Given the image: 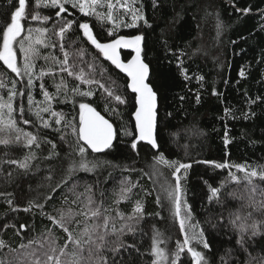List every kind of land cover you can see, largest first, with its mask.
I'll use <instances>...</instances> for the list:
<instances>
[{
  "label": "trees",
  "instance_id": "16d2710c",
  "mask_svg": "<svg viewBox=\"0 0 264 264\" xmlns=\"http://www.w3.org/2000/svg\"><path fill=\"white\" fill-rule=\"evenodd\" d=\"M14 5L18 6V0L12 3L0 0V27L5 23L4 14H10ZM66 7L68 12L61 16L89 23L101 43L115 38L108 36L111 23L105 22L102 28L95 17H86L70 5ZM135 7L142 11L147 24L140 20L135 27L119 28L116 35L142 34L145 37L142 57L150 68L148 82L158 93L157 150L142 141L138 142L137 149L131 148L133 137L123 134L124 130H135V94L127 88L128 77L83 37L78 24L66 33L63 41L52 32L48 34L57 43L55 47H40L31 88L27 86L26 75L17 76L0 61V80L5 85L0 87V97L7 99L8 90L15 81L17 95L12 100L13 116L20 128L38 136L39 144V147L36 144L24 147L15 142L14 134L0 132V138L12 141L7 145L0 144V193L5 194L0 195V240L6 244L0 248V261L15 260L16 254L11 249H18L21 243L27 244L30 239H41L48 229L57 238V244L62 246L67 233L52 224L48 216L58 217L59 209L80 211L87 203L89 193L85 189L88 186H91L93 207L100 205L102 214L110 217L107 246L100 253L107 264H151L154 232L161 234V239L167 243L160 246L171 253L176 241L183 240V234L160 188L165 178L174 184L171 176L174 169L160 165L163 175H152L153 157L161 152L168 160L191 164L186 172L182 170L179 174L182 199L191 209L187 224L197 225L196 231L203 230L210 244L209 249L197 246L209 264H237L238 261L243 264L245 259L264 257V227L261 234L251 239L247 238L250 232L246 234L244 247L247 252H244L236 244L240 221L233 224L237 214L245 216L252 211L250 204L264 199V181L254 178L256 191L253 192L252 186L243 181L244 174L235 167H215L216 163L224 162L246 165L249 171L264 166V0H155V5L153 0H137ZM34 8L35 0H26L29 15L22 21L25 29L22 35L26 34L28 27L53 29L55 25L58 30L60 18L55 17L54 11L36 9L50 15V20L32 21L30 16ZM246 8L249 9L247 13L243 11ZM130 20V16H126V21L130 23ZM60 43L71 53L72 76L61 72L59 64L53 62L52 58L63 60ZM80 49L84 50L83 56L78 54ZM15 51L18 66L22 67L23 57L18 45ZM131 54L130 49L120 50L122 60H127ZM180 61L188 79L181 75ZM89 64L93 68H89ZM41 69L52 71L38 78ZM81 71L88 79L99 80L112 88L127 103L120 104L108 97L97 84H85L77 79L76 74ZM242 71L243 76L240 75ZM61 80L65 81L67 89L62 87L59 95H55V85ZM41 84L54 94L51 110L62 112L77 126V132L81 103L90 104L114 124L117 136L113 147L102 153L87 149L86 154L89 161L110 163L100 164L93 171L73 169L69 172L70 165L80 161L75 148L77 138L71 128L63 127V121L58 125L50 112L41 111L47 106L43 103ZM77 86L80 92L92 90L93 95L72 92ZM29 92L32 105L28 102ZM106 104L109 111L105 110ZM112 109L120 114L119 117L111 114ZM225 109L229 111L226 113ZM37 111H40V118L35 114ZM23 119L30 123L24 124ZM42 120H47L49 127H44ZM29 153L34 154V158L28 161L27 169L8 162L22 160ZM230 172L240 177V182L231 181ZM129 182L135 187L128 199L121 200L120 189ZM209 186L220 188L211 199ZM8 200L12 205L7 203ZM137 201L142 203V215L129 221L127 218L132 215ZM29 202L32 206L25 211ZM37 204L44 205L43 209L36 207ZM118 212L122 215L118 216ZM262 219L264 214L253 212L246 222L250 224L252 220ZM77 220L79 224L75 222ZM85 220L83 215L74 216L67 226L78 234ZM102 222V216L97 220L87 218L89 224ZM20 225L26 227L22 229ZM129 225L132 231L128 230ZM113 227L116 232H112ZM120 243L123 246L116 248ZM92 259L95 262L97 257ZM189 260L186 253L181 254L183 264H189Z\"/></svg>",
  "mask_w": 264,
  "mask_h": 264
},
{
  "label": "snow or ice",
  "instance_id": "6c2138e0",
  "mask_svg": "<svg viewBox=\"0 0 264 264\" xmlns=\"http://www.w3.org/2000/svg\"><path fill=\"white\" fill-rule=\"evenodd\" d=\"M13 0H10L12 3ZM137 0H35V8L32 11L30 19L32 21H49L50 15L42 14V11H37L36 9H47L54 11V15L60 18L57 26L54 25L53 29L47 27H28L26 34L22 35L25 31L22 21L29 15L26 12V0H18V6L14 5L13 10L10 14H4L5 23L0 27V34H2V43H0V61L3 65L10 69L11 72L15 73L17 76L26 75L27 86L31 88L33 83V75L35 68V60L40 56V47H55L57 42H53L51 37L48 35L52 32L56 37H59V41L65 39L66 33L78 24V29L82 30L83 37L93 45L98 52L110 61L116 68L120 69L122 72L127 74L128 83L127 88L131 89L132 93L135 94L134 107L135 111L133 113L135 117V130L128 131L124 130V135L133 137L131 148L133 150L137 149L139 141H147L152 148L158 149L159 145L157 139L154 135L155 128L157 126V100L158 93L154 90L153 86L148 82L150 75L149 64L145 62L142 57L143 52V41L145 37L142 34L125 36L116 35L117 31L121 27H135L136 23L140 20H144L143 13L139 8L135 7ZM155 5V0H153ZM67 5H70L72 9L78 10L80 13L84 14L86 17H95L96 21L103 28L105 22L111 23L112 27L108 29V36H115L114 39H110L109 42L101 43L97 37L93 34V29L87 22H78L74 19H66L61 16L62 13H67ZM58 9V10H57ZM106 9V10H105ZM123 9V13H121ZM237 11H240L237 9ZM245 13L249 9H243ZM125 16H130L131 23L125 20ZM220 24H217V29L219 30ZM219 34V31H218ZM75 43V41H73ZM18 45L19 51L23 57L22 67L18 66L17 63V52L15 47ZM60 49L63 52V60L53 59V62L59 64L61 72H68L69 76L74 75L73 71L70 70L72 67L69 65V56L71 53L65 50L63 43H60ZM121 49H131L135 54L131 56V59L127 62H123L120 58ZM80 56L84 55V50L80 49ZM47 60L48 57H45ZM182 61L179 62L181 75L185 79H188L186 75V69L182 67ZM89 68H93V65L89 64ZM52 71L48 69L45 71L41 69L38 78H43L47 72ZM241 76L244 75L243 71L240 73ZM76 78L80 79L85 84H97L100 88L104 89L108 97L114 98V100L120 104L127 103V101L121 96L116 95L112 88L100 83L99 80L88 79L87 76L81 71L76 74ZM198 80H202L203 77H197ZM4 82L0 80V87H4ZM57 88V93L59 95L60 89L63 87L67 89L65 81L61 80L59 84L55 85ZM42 94L44 96L43 103L46 107H43L41 111L50 112L52 117H55V123L61 124L63 121L64 128H71L72 133L76 135L75 148L80 156V161L70 165L69 172L71 173L73 169H80L85 171H93L100 164L110 163L107 161L93 160L89 161L86 158L87 149H91L93 153H100L106 149L113 147V141L117 136V130L114 128V124L104 116L100 115L90 104L81 103L79 105V126L77 132V126L71 121L67 120L64 114L57 113L51 110V101L53 100L54 94H50L41 84ZM72 92L82 95L91 96L93 91L89 90L86 92H80L79 86L74 87ZM17 95L15 90V81L12 82V88L8 90L7 99L0 97V132L14 134L15 142L17 144H23L24 147H30L36 144L39 147L38 136L31 132H27L17 125V121L13 116V104L12 100ZM199 99V97H197ZM29 105H32L33 98L31 92L28 93ZM105 110L109 111L108 105H105ZM226 113L229 111L225 109ZM36 116L40 118V111H37ZM111 114L119 117V113L115 110H111ZM44 127H49L47 120L41 121ZM24 124H29L28 119H23ZM83 141L84 144H80ZM12 142L10 139L0 138V144H9ZM225 143L228 140L225 139ZM55 148V145H53ZM34 158V154L29 153L24 156L22 160H10L11 164L17 165L21 169H27L29 167L28 161ZM154 163L152 165L153 173L157 177L163 175L159 170V166L163 165L168 169H174L171 172V176L174 177V184L165 178L160 185L161 191L164 194V198L167 199L171 206L172 214L175 220L179 223V231L183 234V240H177L175 243V249L169 253L166 247H161L160 245L166 244L164 239H161V234L159 232H154L152 243H151V254L154 257L151 260V264H183L181 261V254L186 253L189 257V264H209L206 259L205 254L198 250L197 246H202L203 249H209L210 244L205 238L203 230L196 231L197 225H188L187 222L191 219V209L186 201L182 199L183 189L181 183V173L182 170L185 172L191 167V164L182 163L179 160H168L165 158L164 153H159L153 157ZM210 163V162H205ZM214 163V162H211ZM217 168H228L235 167L239 172H242L243 181L248 185L252 186V191H256V185L253 183L254 178H259L264 181V166H259V168H252L248 170L246 165H229L227 162L216 163ZM229 178L233 182H240L241 178L234 173H229ZM59 187V185H57ZM135 185H131L130 182L128 186H122L119 192V198L121 200H126L129 198V194ZM210 187V192L212 197L216 196L220 192V188ZM223 187V185H221ZM55 191V189H53ZM87 196V203L83 206L80 211H73L71 208L67 211L63 209L57 210L58 217L48 216V219L54 225H58L67 233V239L64 240L63 245L57 244V238L54 237L51 229L46 231V234L42 236L41 239H30L27 244L21 243L18 249H11L13 253L16 254V259L13 261H0V264H107L106 260L102 255H100L101 250L107 246L106 237L109 235L108 226L110 222V217L103 215L100 205H94L92 199L91 186L85 189ZM0 195H5L0 193ZM83 195V194H82ZM51 197H48L50 199ZM118 202V201H117ZM157 202H161V198H157ZM7 203L12 205V201L8 200ZM75 203V201H73ZM32 203L29 202V208L24 209L25 211L30 210ZM38 208L43 209L44 205H35ZM249 207L252 211H249L245 216L239 214L236 215L233 224H238V235L239 238L236 240V244L240 245L244 252H247L245 245L246 234L250 232L248 239L261 234V228L264 227V219L262 220H252L249 224L246 221L251 219L253 212H260L264 214V199L256 203L250 204ZM15 210V209H14ZM182 210L183 214H182ZM104 211H108L105 209ZM143 206L140 201L135 203L132 215L127 219L129 221L138 219L142 215ZM47 215V214H46ZM83 215L86 217L84 227L79 231L78 234L74 230H70L67 226L68 223L72 222L74 216ZM118 216L122 215L117 213ZM102 216V223H87V218L91 217L93 220H97ZM77 224L80 223L79 220L75 221ZM7 227V225H5ZM26 227L25 225H20V228ZM129 231L133 229L129 225ZM112 232H116L113 227ZM19 234V233H18ZM38 246V247H34ZM69 245H71V251H69ZM6 244L3 240H0V248L5 247ZM93 246H95V251H93ZM123 244H117L116 248L122 247ZM113 249V251L116 250ZM87 253V256H85ZM250 255V254H249ZM97 257L94 262L93 257ZM224 261V257L220 258ZM239 264V261L237 262ZM243 264H264V257L257 260L256 257H251L250 259H245Z\"/></svg>",
  "mask_w": 264,
  "mask_h": 264
},
{
  "label": "water",
  "instance_id": "95a60500",
  "mask_svg": "<svg viewBox=\"0 0 264 264\" xmlns=\"http://www.w3.org/2000/svg\"><path fill=\"white\" fill-rule=\"evenodd\" d=\"M120 51V50H119ZM135 53L133 52L132 53V55H134ZM131 55V56H132ZM131 56L127 59V60H129V59H131ZM120 58H121V56H120ZM122 60V59H121ZM127 60H122L123 62H127ZM146 62V61H145ZM120 70V69H119ZM121 71V70H120ZM122 72V71H121ZM124 73V72H123ZM124 74H126V73H124ZM126 76H127V74H126ZM97 111V110H96ZM97 112H99V111H97ZM100 113V112H99ZM100 115H102L101 113H100ZM103 116V115H102ZM105 117V116H104ZM105 119H107L106 117H105ZM133 119H134V122H135V117H134V115H133ZM155 130H156V128H155ZM154 135H155V131H154ZM115 140V139H114ZM83 142V141H82ZM114 142V141H113ZM142 142H144V143H146V144H148V145H150L147 141H142ZM83 144H84V142H83ZM151 146V145H150ZM89 150H91L90 148H89ZM107 150V149H106ZM106 150H104L103 152H105ZM155 150H157V149H155ZM100 153H102V152H100Z\"/></svg>",
  "mask_w": 264,
  "mask_h": 264
},
{
  "label": "rangeland",
  "instance_id": "374dc122",
  "mask_svg": "<svg viewBox=\"0 0 264 264\" xmlns=\"http://www.w3.org/2000/svg\"><path fill=\"white\" fill-rule=\"evenodd\" d=\"M121 13H123V9H121ZM125 20H126V16H125ZM130 23H131V20H130Z\"/></svg>",
  "mask_w": 264,
  "mask_h": 264
}]
</instances>
